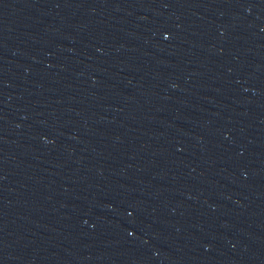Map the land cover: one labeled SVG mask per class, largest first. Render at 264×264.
Segmentation results:
<instances>
[{"label": "water", "instance_id": "1", "mask_svg": "<svg viewBox=\"0 0 264 264\" xmlns=\"http://www.w3.org/2000/svg\"><path fill=\"white\" fill-rule=\"evenodd\" d=\"M0 264H264V0H0Z\"/></svg>", "mask_w": 264, "mask_h": 264}]
</instances>
